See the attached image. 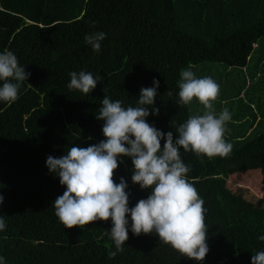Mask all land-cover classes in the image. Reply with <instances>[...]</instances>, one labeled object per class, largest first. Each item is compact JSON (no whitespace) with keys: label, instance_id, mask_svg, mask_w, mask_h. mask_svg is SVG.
<instances>
[{"label":"trees","instance_id":"trees-1","mask_svg":"<svg viewBox=\"0 0 264 264\" xmlns=\"http://www.w3.org/2000/svg\"><path fill=\"white\" fill-rule=\"evenodd\" d=\"M100 31L106 38L97 53L84 37ZM8 50L30 76L15 102L0 101L5 264H251V256L264 250L258 239L264 236V206L226 185L230 173L264 171V0H0V53ZM202 61L237 66L249 79L232 86L239 99L233 108L225 94L213 104L221 109L228 103L222 108L232 114L224 135L231 155L209 159L180 149L207 209L209 251L203 261L180 256L155 233L133 235L129 217L124 250L110 258L116 250L107 232L110 219L82 229L60 223L53 201L65 186L46 159L104 139V122L96 119L103 97L138 106L140 89L152 87L154 78L159 86L152 107L159 113L149 108L146 122L172 131L175 139L191 109L202 115L195 99L178 104L180 71ZM81 70L103 77L86 96L68 88L69 73ZM118 160L113 178L125 179L133 207L151 189L132 183L130 157Z\"/></svg>","mask_w":264,"mask_h":264},{"label":"clouds","instance_id":"clouds-1","mask_svg":"<svg viewBox=\"0 0 264 264\" xmlns=\"http://www.w3.org/2000/svg\"><path fill=\"white\" fill-rule=\"evenodd\" d=\"M105 38L106 33L100 31L86 34L84 40L99 53ZM179 75L178 104L189 105L195 99L205 111L179 124L175 139L172 131L165 133L146 122L149 108L152 115L159 113L158 108L152 107L159 86L154 78L152 87L140 89L138 106L124 107L120 100L103 97L96 119L104 122V139L88 147L72 146L66 155L58 158L49 155L46 159L49 172L58 175L59 183L65 186L63 194L53 201L60 223L65 228L82 229L92 222L110 219L112 227L107 232L116 249L109 253L110 258L124 250L129 217L133 235L155 233L180 256L203 261L209 251L207 209L189 181L187 174L191 167L183 162L180 149L209 159L230 156L233 145L224 135L232 114L227 108L216 114L213 102L220 95V86L214 79L197 78L190 69H182ZM29 76L12 51L0 53V82H3L0 101L15 102ZM69 76V90H79L85 96L103 79L83 70L72 71ZM168 95H172L170 90ZM119 157L131 158L132 183L139 184L141 189H151L147 198L138 200L133 207H129L125 179L121 177L116 183L113 178ZM3 200L0 195V204ZM5 227L0 216V231ZM258 239L264 241V236ZM0 264H5V257L0 256ZM251 264H264V250L251 256Z\"/></svg>","mask_w":264,"mask_h":264},{"label":"rangeland","instance_id":"rangeland-1","mask_svg":"<svg viewBox=\"0 0 264 264\" xmlns=\"http://www.w3.org/2000/svg\"><path fill=\"white\" fill-rule=\"evenodd\" d=\"M224 64H218V62H210V61H202L197 64H192L190 67H185L184 69L194 68V70L198 69L199 71L195 73L197 78L209 76L214 79L222 89L220 94H225V98L227 99L229 105L233 108V105L239 101L232 94V86L234 84H241L244 82V78L246 77L248 83L247 74L241 70L239 67H225L218 66ZM232 95H231V94ZM216 102V101H215ZM213 102V104L215 103ZM228 103L222 105L220 103L219 108H215L216 114L218 115ZM222 105V106H221ZM201 113H204L203 106L201 107ZM242 110V109H241ZM236 111H240V109H236ZM191 113L193 111L191 109ZM229 130L226 123V131L225 134L228 133ZM227 142L229 140H226ZM226 185L228 188L235 192L241 193L248 201H250L253 205H262L264 206V171L261 172L259 168H252L245 171L233 172L227 175L226 177ZM246 185V186H245Z\"/></svg>","mask_w":264,"mask_h":264},{"label":"crops","instance_id":"crops-1","mask_svg":"<svg viewBox=\"0 0 264 264\" xmlns=\"http://www.w3.org/2000/svg\"><path fill=\"white\" fill-rule=\"evenodd\" d=\"M243 69V68H242ZM248 76V75H247ZM248 129H250V127L248 128Z\"/></svg>","mask_w":264,"mask_h":264}]
</instances>
